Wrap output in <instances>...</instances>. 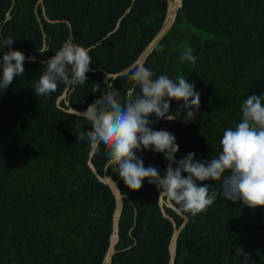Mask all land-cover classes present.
<instances>
[{
	"label": "trees",
	"instance_id": "trees-1",
	"mask_svg": "<svg viewBox=\"0 0 264 264\" xmlns=\"http://www.w3.org/2000/svg\"><path fill=\"white\" fill-rule=\"evenodd\" d=\"M37 2L0 0V58L9 50L36 57L24 62L22 76L0 90V264H102L116 203L109 186L88 165L87 139L78 141L91 124L57 106L64 84L44 97L34 88L44 62L71 36L69 21L73 42L90 46L93 60L87 81L70 86V105L86 109L110 82L123 95L133 87L128 74L105 82L104 70L117 73L137 59L160 29L167 0H135L116 31L132 0H44L45 12L38 7L50 48L44 54L38 50L44 34ZM44 13L59 21H47ZM7 37L14 43L3 48ZM188 47L195 64L180 59ZM145 67L156 77L182 75L195 83L201 95L195 119L184 122L186 110L171 101V110L183 121H161L153 129L164 127L175 135L177 160L195 152L196 160L210 162L222 151L224 130L242 119L243 101L264 94V0H184L172 30ZM65 102L61 105L67 108ZM149 119L155 121V114ZM136 154L145 167L156 166L166 174L161 153L145 149ZM93 163L103 174V148ZM107 172L120 178L111 168ZM198 183L219 188L221 182ZM120 188L125 205L112 264H168L173 227L159 206L161 189L147 179L138 191L123 179ZM167 212L181 224L175 211ZM183 213L189 221L178 239L175 264H247L236 254L239 247L250 254L248 264H264V207L218 197L206 211Z\"/></svg>",
	"mask_w": 264,
	"mask_h": 264
},
{
	"label": "clouds",
	"instance_id": "clouds-1",
	"mask_svg": "<svg viewBox=\"0 0 264 264\" xmlns=\"http://www.w3.org/2000/svg\"><path fill=\"white\" fill-rule=\"evenodd\" d=\"M13 43L14 39L7 37L2 46ZM38 50L44 54L50 48L44 43ZM91 51L90 46L74 43L70 36L44 62L46 67L39 75L35 93L44 97L55 92L59 84L83 85L93 62ZM192 52L191 47L186 48L180 56L181 61L195 64ZM25 59L21 50L4 52L0 58V90H6L17 75L24 74ZM31 60L35 62L36 57ZM127 73L133 87L126 89L123 95L108 84L103 94L84 112L76 110L77 115L91 124V129L86 134L81 133L78 141L87 139L92 153L103 148L106 169L117 172L134 191L140 190L147 179L162 190L160 196H166L192 216L206 211L218 197L242 201L251 208L264 207V94H251L243 101L242 119L235 127L224 130L218 157L201 162L195 159V152H189L177 160L180 149L175 135L167 130H154L151 127L154 121L149 117L155 114L157 121H174L180 114L171 110V101L175 99L184 102L186 122L194 120L196 112L193 109L199 110L201 106V95L195 83H189L182 75L175 79L167 75L156 77L142 64H136ZM145 149L165 154L169 161L165 175L162 176L156 166L145 167L143 159L136 154ZM208 180L220 181L219 188L198 183ZM236 254L244 256L248 264L250 254L242 247L236 249Z\"/></svg>",
	"mask_w": 264,
	"mask_h": 264
},
{
	"label": "water",
	"instance_id": "water-1",
	"mask_svg": "<svg viewBox=\"0 0 264 264\" xmlns=\"http://www.w3.org/2000/svg\"><path fill=\"white\" fill-rule=\"evenodd\" d=\"M134 2H135V0H132L131 5L125 10L124 14L119 19L114 31H116L119 28L121 20L127 14L130 13V11L132 10V7L134 5ZM39 5H42L43 10L45 11L44 0H38V2L36 4V14H37L38 21H39V23L41 25V28H42L43 34H44L43 43H46L47 42V35L45 33V29H44V26H43V23H42V18L40 17V14H39V11H38ZM183 5H184V0H167L166 13H165L164 21H163L160 29L158 30V32L154 35V37L151 39V41L147 44V46L139 54L137 59L129 67H127V68H125V69H123V70H121L120 72H117V73H110V72H107V71L104 70L105 81L109 80L110 78L117 79L120 76L128 74L127 70L130 69L131 67L135 66L136 64H142L143 66H145V63H146L148 57L152 54V52L156 49V47L162 42V40L166 37V35L172 30V28H173V26H174V24H175V22L177 20L179 11L183 7ZM7 18H10V16L8 15ZM45 18L49 22H58L59 21V20L50 19L47 16H45ZM66 22L70 26L71 37L73 38L72 25H71V23L69 21H66ZM111 33L112 32H110L107 36H109ZM33 56L34 55L26 56L25 61H32L31 57H33ZM111 84H112V82H111ZM71 91L72 90H70V86H67V87L65 86V89H64L63 93L57 99V106L59 108H61V109H64L66 112H69V113H72V114H76V110L77 109L73 108L70 105V100H68V96L71 93ZM62 100H66L65 103L68 106L67 108H64L61 105V101ZM172 101L178 103L179 106L181 108H183V103H184L183 100L177 101V100L173 99ZM86 109L78 110V111L84 112ZM78 116H80V115H78ZM161 121H169V120H167V119H161L159 121L155 120L154 123L151 125V127H154L155 125L159 124V122H161ZM175 121H183V119H182V117L177 116ZM184 122H186V121H184ZM163 129H164V127H162L161 130H163ZM161 154L165 158V154L164 153H161ZM94 155H95V153L90 152L89 159H88V165H89L90 169L92 170V172L99 179V181H101L105 185L109 186V188L111 189V191H112V193L114 195L115 203H116L115 209H114V212H113L112 232H111V235H110V238H109V246L107 248V251L105 253V256H104L103 262H102V264H112L114 255L117 253L116 246H117V244L120 241V219H121L122 211H123V208H124V205H125L124 195H123L122 190L120 188V181L122 179L121 178L115 179L112 174H108L107 169L104 171L103 174H101L97 170L96 166L93 163ZM165 163L167 165L169 163V161L166 158H165ZM173 166L176 167L178 165H173ZM161 191L162 190H160V192ZM160 192H159V196H160ZM159 206L161 208L163 216L171 221V224H172V227H173V232H172L171 239H170L169 246H168L169 247V262H168V264H175L176 263V257H177V243H178V239H179V236H180L181 232L187 226V223L189 221V217L185 213H183V211L180 208H178L173 203V201L169 200L166 196H160L159 197ZM167 208H171L173 211H175L183 219L181 224H179V225L177 224V222L174 219V217L167 212Z\"/></svg>",
	"mask_w": 264,
	"mask_h": 264
},
{
	"label": "flooded vegetation",
	"instance_id": "flooded-vegetation-1",
	"mask_svg": "<svg viewBox=\"0 0 264 264\" xmlns=\"http://www.w3.org/2000/svg\"><path fill=\"white\" fill-rule=\"evenodd\" d=\"M43 12H45V11L43 10ZM44 14H45V13H44ZM8 15L10 16L9 13L7 14V16H8ZM44 16H46V15H44ZM104 81H105V78H104ZM108 81H109V80H107V81H105V82H108ZM109 84H111V82H110Z\"/></svg>",
	"mask_w": 264,
	"mask_h": 264
},
{
	"label": "rangeland",
	"instance_id": "rangeland-1",
	"mask_svg": "<svg viewBox=\"0 0 264 264\" xmlns=\"http://www.w3.org/2000/svg\"><path fill=\"white\" fill-rule=\"evenodd\" d=\"M205 34V33H204Z\"/></svg>",
	"mask_w": 264,
	"mask_h": 264
}]
</instances>
